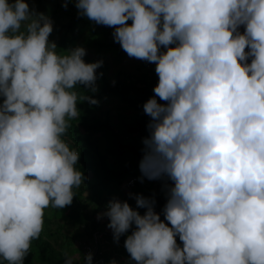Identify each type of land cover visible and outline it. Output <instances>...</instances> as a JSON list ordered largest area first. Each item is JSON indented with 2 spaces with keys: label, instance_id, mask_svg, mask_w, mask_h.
<instances>
[{
  "label": "clouds",
  "instance_id": "obj_1",
  "mask_svg": "<svg viewBox=\"0 0 264 264\" xmlns=\"http://www.w3.org/2000/svg\"><path fill=\"white\" fill-rule=\"evenodd\" d=\"M76 7L96 24L118 26L114 40L129 57L155 63L159 77L143 106L151 121L139 167L150 180L174 182L163 209L168 223L154 200L136 197L143 215L113 200L106 215L114 239L135 225L124 246L137 264H264V0H76ZM52 31L25 0H0V258L7 264H23L44 210L71 204L84 179L79 152L61 137L79 115L78 99L98 103L73 89L95 92L102 62L85 63L82 47L58 54Z\"/></svg>",
  "mask_w": 264,
  "mask_h": 264
},
{
  "label": "trees",
  "instance_id": "obj_2",
  "mask_svg": "<svg viewBox=\"0 0 264 264\" xmlns=\"http://www.w3.org/2000/svg\"><path fill=\"white\" fill-rule=\"evenodd\" d=\"M25 2L29 4L30 10L43 14L52 22V27H55L54 35L57 36L54 43L58 54L68 55L77 45L89 50L83 57L85 63L97 62L90 57L91 52L97 56L109 54L115 64H120L128 56L114 40L113 33L118 26L96 24L80 15L76 0ZM65 3L67 7L64 6ZM127 24L130 26L132 20H128ZM244 30V26H240V33ZM52 33L53 31L49 37ZM160 51L165 52L166 49L161 46ZM251 59L250 57L247 62L251 63ZM155 67V63L144 61L138 75L119 69L113 76H109L108 65L102 63L95 70V92L82 84L73 89L79 96H89L98 102L92 104L78 99L79 115L69 120L71 126L61 137L70 150L79 152L75 167L83 174L84 179L78 188L73 189L71 204L59 209L49 207L44 210L43 231L40 238L32 242L23 264H65V253L77 254V259H83L81 249L72 247L73 241L79 239L93 244L92 264H137L124 246L127 236L135 230V225L116 241L113 231H104L96 220H101L102 214L106 216L108 205L113 200L127 202L141 215L146 209L137 208L136 197L143 196L154 200V211L160 215L162 221L168 223L164 220L163 209L168 199L167 189L174 182L167 177L154 179V182L147 180L139 167L144 156L143 140L149 136L148 124L151 121L143 106L154 97L153 89L159 80ZM156 99L158 103H166L159 97ZM2 100L0 97V103ZM105 101L112 102L113 105L120 104L121 109L135 110L136 114L129 117L118 111L117 119L113 121L110 109L103 111ZM129 178H136L137 181L125 192L123 187ZM68 226L76 227L74 235L64 234L63 230ZM176 240L182 247L179 236ZM0 264L7 262L0 258Z\"/></svg>",
  "mask_w": 264,
  "mask_h": 264
},
{
  "label": "rangeland",
  "instance_id": "obj_3",
  "mask_svg": "<svg viewBox=\"0 0 264 264\" xmlns=\"http://www.w3.org/2000/svg\"><path fill=\"white\" fill-rule=\"evenodd\" d=\"M54 29H55V27H53L52 36H50L48 38L50 43H53L57 37L54 35ZM77 47L78 46L76 45L75 48H77ZM85 51H89V50L85 49ZM90 57L93 58L94 60H96L97 62H102V63L107 64L109 76H113L115 71H117L119 69H121V70H123L129 74H132V75H138L142 71L141 70V63H143L145 61V60H140V59H137L134 57L127 56L123 59V61L120 64H115L113 62V58L109 54L97 56L93 52H91ZM148 68H149V66L146 67V69H148ZM121 108L122 107L120 104L113 105L112 102L105 101L104 106H103V111H105L106 109H110V114L112 115L113 121H116V119H117L116 114L118 111H120V113L125 114L126 116H129V117L135 116V114H136L135 110L128 109V108H126L127 110H125V109H121ZM146 179L150 180L148 178H146ZM150 181L154 182V179L150 180ZM85 195H86V193H85ZM102 215H103V217L101 220L99 218L96 219L99 221L100 227L104 231H112V229H110L108 227L109 218L106 217L107 215L106 216H104V214H102ZM63 231H64V234L66 236H71V235H74L76 233V227L68 226ZM72 247L73 248L79 247L81 249L80 254L84 256L83 259L79 260V259H77V254H68V256H70L73 259V264H85V255H88L89 253L94 251L93 244L90 241L84 240V239H79V240L73 241ZM87 249H89V250L87 251ZM94 262H96V261H94ZM96 264H97V262H96Z\"/></svg>",
  "mask_w": 264,
  "mask_h": 264
},
{
  "label": "built area",
  "instance_id": "obj_4",
  "mask_svg": "<svg viewBox=\"0 0 264 264\" xmlns=\"http://www.w3.org/2000/svg\"><path fill=\"white\" fill-rule=\"evenodd\" d=\"M137 181L136 178H129L127 181H126V184H125V188L126 189H130L131 187H133L134 183Z\"/></svg>",
  "mask_w": 264,
  "mask_h": 264
}]
</instances>
